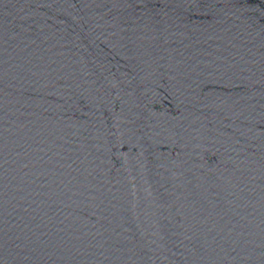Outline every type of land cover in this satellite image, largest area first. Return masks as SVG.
<instances>
[{
	"label": "water",
	"instance_id": "water-1",
	"mask_svg": "<svg viewBox=\"0 0 264 264\" xmlns=\"http://www.w3.org/2000/svg\"><path fill=\"white\" fill-rule=\"evenodd\" d=\"M0 264H264V0H0Z\"/></svg>",
	"mask_w": 264,
	"mask_h": 264
}]
</instances>
